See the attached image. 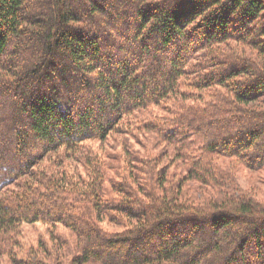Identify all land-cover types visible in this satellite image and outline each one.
Wrapping results in <instances>:
<instances>
[{"label": "trees", "instance_id": "trees-1", "mask_svg": "<svg viewBox=\"0 0 264 264\" xmlns=\"http://www.w3.org/2000/svg\"><path fill=\"white\" fill-rule=\"evenodd\" d=\"M263 167L264 0H0V264H264Z\"/></svg>", "mask_w": 264, "mask_h": 264}, {"label": "rangeland", "instance_id": "rangeland-1", "mask_svg": "<svg viewBox=\"0 0 264 264\" xmlns=\"http://www.w3.org/2000/svg\"><path fill=\"white\" fill-rule=\"evenodd\" d=\"M103 4V3H102ZM10 50V48H9ZM10 63V62H9ZM11 66V65H10ZM13 66V65H12ZM6 68L8 67L5 66ZM16 67V66H15ZM150 114L153 116H161L163 115V111L161 109H152L150 111ZM143 124H140L138 126L137 123H135L130 117L128 119L125 118L123 120L122 125L113 133L111 134L106 141V145L110 147L109 153L111 155H116L117 158L109 159V162H115L116 164L120 165L122 163V160L118 159L120 158V150L122 147H120V144L123 143L124 145H127L135 153L140 151L144 154L145 150L152 145V136L146 133H142L143 131ZM139 129V130H138ZM90 146L96 150L100 147V143L91 142L89 143ZM161 151V147L158 148L155 144V152ZM136 156H141L136 155ZM118 159V160H117ZM161 159V160H160ZM159 161L162 165H171V158L169 156L161 157ZM72 167L79 171L81 175L86 176V173L84 169L79 165L78 163L74 161H69ZM169 173H174L173 167L169 169ZM141 176V175H138ZM249 177L248 181H244L245 179ZM121 181H124L127 179V181L132 182L131 178H128L125 174L121 175ZM116 182V178H113ZM238 183L241 185L240 188L246 192H250L252 195H254L258 200H264V167L258 171H255L254 173H248L243 172L240 175V179L238 178ZM186 185H189L187 188L185 186V193L189 195L191 198H203L205 195L212 193V191H208L205 195H200V191L198 190V187H196L195 183H186ZM111 228V227H110ZM112 229H118L115 226H112ZM58 231L62 233V228L59 226ZM48 238V231L47 227L40 224H23L21 227V237L19 236V247H21V251L23 252H29V250H36L38 242L45 241ZM5 263V261H4ZM6 264V263H5Z\"/></svg>", "mask_w": 264, "mask_h": 264}]
</instances>
